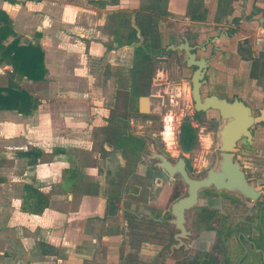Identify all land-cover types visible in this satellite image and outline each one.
Listing matches in <instances>:
<instances>
[{
    "label": "crops",
    "instance_id": "obj_1",
    "mask_svg": "<svg viewBox=\"0 0 264 264\" xmlns=\"http://www.w3.org/2000/svg\"><path fill=\"white\" fill-rule=\"evenodd\" d=\"M149 1L166 2L162 45L182 36L205 43L203 56L214 52L220 68L218 85L264 106V0H0L13 32L2 46L15 39L38 47L45 69L42 80H29L0 50V68L12 70L1 72L0 89L12 84L27 95L26 113L0 109V264L119 263L122 204L85 191L80 180L90 173L73 154L90 150L81 131L96 115L109 122L114 91L97 100L95 61L111 64L112 21L123 13L135 22Z\"/></svg>",
    "mask_w": 264,
    "mask_h": 264
},
{
    "label": "rangeland",
    "instance_id": "obj_2",
    "mask_svg": "<svg viewBox=\"0 0 264 264\" xmlns=\"http://www.w3.org/2000/svg\"><path fill=\"white\" fill-rule=\"evenodd\" d=\"M154 3L150 1L145 3L135 22L131 21V14L123 13L119 19L112 21L114 24L110 34L118 47L114 49L110 58L111 64L104 59L95 61L97 88L102 91V96L97 100L103 102L105 98L107 99V95L112 96L113 91L116 90L127 92L129 99L124 107L126 111L122 114L117 108L107 124L103 118V120L97 119L96 115L94 124L88 130L81 131L85 139L90 141V150L76 148L73 154L75 160L79 161V167L83 168L85 173H90V175L85 174L80 180L81 185L86 187L85 191L90 190L98 197L117 198L122 204L120 216L122 219H120L123 222L120 230L121 240L118 242V264H170L165 255L170 244L173 243L172 235L175 232L168 223V220L172 219L170 206L177 197L185 195V186L181 184V193L174 195L169 193L167 196L166 193H162L159 198L161 188L156 186L155 180L160 177L157 169L152 166L156 160L144 161L142 155H131L126 137L133 134L137 139L147 140L148 134L151 133L156 135V138H162L167 148L176 154V150H179L178 145L171 143L177 142L179 126L184 119H188L198 138L197 145L189 151L192 175H201L211 164V158L214 155L218 157L216 126L202 121L198 115H195L189 77L181 74L182 63H177L176 57L173 56L159 57L163 52V45L158 36L161 29L158 20L167 16L164 10L166 2L160 4L154 1ZM133 25L138 27L139 38L131 35ZM122 40L133 43L121 45L119 41ZM143 44L149 48L151 56L155 58L149 55L150 58L146 61H135L133 49ZM124 46L128 47L126 52L118 51ZM227 79L222 82L226 87L230 86V79L229 82ZM218 89L219 93L227 91L222 87ZM141 96H155L151 98L153 105L149 113L142 114L137 109V100ZM118 103L120 104V101ZM127 121L131 122V125L125 127ZM148 122H151L150 125ZM255 134L259 140L255 146L256 150L241 148L234 159L242 167L249 183L263 195L264 140L262 134L257 131ZM107 140L114 143L112 152H106L103 148ZM145 148L144 154L149 153V145L146 141ZM175 179L179 180L178 177ZM161 183H164L163 186L166 185L162 178ZM190 213L191 211H188L187 216ZM157 218L160 221H157ZM224 228L233 231L224 245L225 254L230 255L234 262L242 254V249L235 239L238 230L235 228L232 230L231 225ZM245 229L253 233L256 231L253 225ZM215 235L208 233L204 237L206 242L202 246V251L207 253L209 258H215L216 253L220 254L219 243H213ZM246 249L248 259L256 257L249 247ZM247 261L249 260H244L242 264Z\"/></svg>",
    "mask_w": 264,
    "mask_h": 264
},
{
    "label": "flooded vegetation",
    "instance_id": "obj_3",
    "mask_svg": "<svg viewBox=\"0 0 264 264\" xmlns=\"http://www.w3.org/2000/svg\"><path fill=\"white\" fill-rule=\"evenodd\" d=\"M189 40V39H187ZM182 41H174L171 40L168 44L162 46V51L159 54V57H176L177 63H182L183 69L181 74L185 77H189V82L191 81V77L193 72L197 69L194 65L190 67L187 66V62L185 61V54L184 50L182 51H170L169 47L171 45L177 46ZM192 46H197V49L193 52L196 53L197 58L202 57L207 61V68L205 69V73L202 77V81H204L200 88L199 92L201 97H206L210 95L219 96L225 98L228 101H233L234 99H238L243 101L247 104L254 114H259L258 110L262 109L263 107L258 106L257 103L251 102L247 103L246 101L242 100L232 88H226V92L221 91L219 93L218 87V79L220 77V68L217 66V60H215V54L212 52L208 57H204V53H206V44H199L195 40ZM204 48V50H202ZM166 54V55H165ZM152 58V57H151ZM190 89H192V84L190 83ZM191 92V90H190ZM151 98H155V96H151ZM192 99V98H191ZM264 100V99H263ZM193 102V100H192ZM138 103V100H137ZM137 109L139 111L138 105ZM150 109V108H149ZM194 109V103H193ZM195 115H198L202 121L214 124L217 128L219 123V114L216 110L207 109L205 112L195 111ZM151 122H148L150 125ZM131 125V122L127 121L125 123V127ZM193 126V125H192ZM262 134L264 133V122H260L255 125L254 129L251 131L254 142L253 145H248L245 140H241L237 143V147L239 151L241 148H247L249 150H256L255 146L259 143L258 137L255 132ZM149 139L141 140L134 137L133 134H129L125 140H127L128 150L131 155H142L143 160L147 159H155L156 162L153 163V167L157 169L158 175L160 179H156L155 183L156 186L161 188L159 189V198L162 193L167 194H179L181 193L182 187L181 184L185 186V195L187 191V186L183 182L181 176L178 173H175L172 177L167 175L165 171L157 166L161 160L158 156H162L165 158L167 162L171 165H175L179 159H182L184 162V169L187 172L188 176L192 179H200L204 177L209 169L214 168L216 162L219 159V152L218 157L214 155L211 158V164L207 169H205L201 175L193 176L191 173V164L189 163V152H184L179 144L178 141L172 142V145H178V149L176 150V154L167 148V144L163 143L162 138H156V135L148 134ZM261 139V138H260ZM145 141L149 145V153L144 154L145 148ZM111 145V144H110ZM238 151V152H239ZM236 152V153H238ZM143 153V154H141ZM188 154V157H183V154ZM235 153V154H236ZM234 154V156H235ZM233 160L235 161L234 157ZM236 162V161H235ZM242 168V167H241ZM244 172V171H243ZM166 174L165 176L163 175ZM245 173V172H244ZM246 176V174H245ZM178 177V181L175 179ZM161 178L164 180L166 185L163 186L161 183ZM171 178V180H169ZM247 178V177H246ZM248 181V179H247ZM249 183V181H248ZM251 184V183H250ZM254 186V185H253ZM255 187V186H254ZM256 189V188H255ZM257 190V189H256ZM259 196L256 200H251L248 198L243 197L242 195L236 192H230L226 190H217L215 187L211 186L208 188H203L198 191V198L197 204L187 210L184 214V229L185 233L182 234L172 223L175 219L174 216L171 214V206H170V214L172 219L168 220V223L172 225L175 232L172 235L173 243L170 244L168 253H166L167 261H170V264H242L244 260H249L245 264H264V194L262 195L259 191ZM205 196H202V195ZM184 195V196H185ZM183 196H179L176 198L178 200ZM175 200V201H176ZM244 200V201H242ZM174 201V202H175ZM201 201V203H199ZM173 202V203H174ZM249 202V203H247ZM172 203V204H173ZM171 204V205H172ZM191 211L190 215L187 216V212ZM157 221H160L158 218ZM232 226V230L237 229V234L235 236L237 245L242 249V254L237 257V259L232 262L230 255L225 254V242L228 240V237L233 233L231 229H225L224 226ZM253 225L256 227L255 233L249 229H245ZM188 226V227H187ZM208 233H215L213 243L218 244L220 248V254H215L216 257L209 258L207 253H203L202 246H204L206 240L204 237ZM183 235V236H182ZM247 247H249L256 257L248 259L247 257ZM159 264V263H158Z\"/></svg>",
    "mask_w": 264,
    "mask_h": 264
},
{
    "label": "water",
    "instance_id": "obj_4",
    "mask_svg": "<svg viewBox=\"0 0 264 264\" xmlns=\"http://www.w3.org/2000/svg\"><path fill=\"white\" fill-rule=\"evenodd\" d=\"M181 41L182 42L177 46L171 45L169 50L182 51L183 49L187 66L190 67L194 65L197 68L193 72L190 81L192 84L191 98L194 103L195 111L205 112L207 109H213L219 114V123L216 128L219 159L214 168L209 169L204 177L200 179L190 178L184 169V162L182 159H179L175 165H171L165 158L158 156L161 162L158 163L157 166L170 177L178 173L187 186L186 195L179 198L171 205V214L175 218L172 223L184 234V214L197 204L198 191L200 189L213 186L217 190L236 192L251 200H256L258 198V191L253 184L248 183L241 166L233 160V157L234 154L239 151L237 147L239 141L245 140L248 145H253L254 138L251 131L256 124L264 122V106L262 109L258 110L259 114H254L247 104L238 99L228 101L225 98L215 95L202 98L199 88L204 82H201V80L207 68V61L202 57L196 59L197 55L193 51L197 49V46H192L194 42L193 39L187 40L182 36ZM202 50H204V48H202ZM149 54L151 56V53ZM151 57L155 58L154 56ZM152 105L153 102L151 101V97L141 96L138 98L140 113H149V108ZM104 149L107 152H111L113 151V146L109 143H105ZM183 157H188V154L184 153ZM163 175L165 176L166 174L163 173ZM169 180H171V178H169Z\"/></svg>",
    "mask_w": 264,
    "mask_h": 264
},
{
    "label": "trees",
    "instance_id": "obj_5",
    "mask_svg": "<svg viewBox=\"0 0 264 264\" xmlns=\"http://www.w3.org/2000/svg\"><path fill=\"white\" fill-rule=\"evenodd\" d=\"M0 23V50L2 51L3 55L11 57V67L13 71L17 72L20 76H24L32 81L42 80L45 76V69L43 68L42 64L43 55L41 50L33 45L18 46V42L15 39L7 47L2 46V41L5 39V36H13V32L10 30L9 20L4 13H0ZM135 34V32H132V37H134ZM132 43V41H128L126 44L131 45ZM149 53L150 50L145 44L137 45L133 49V59L135 61H146L148 58H150ZM128 99L129 95L127 92H118L117 90L114 91L113 102L109 111L108 121H110L111 115L116 111L117 108L122 111V114H125L126 110L124 107L126 106ZM117 100L118 102L120 101V104L117 102ZM26 106L27 95L19 88L9 84L7 88L0 89V109H14L23 114L27 112ZM177 141L180 148L184 152L191 151L197 145V134L194 127L192 126L191 121L188 119H184L181 122ZM107 143L114 146V143L110 140H107ZM33 164H35V162Z\"/></svg>",
    "mask_w": 264,
    "mask_h": 264
},
{
    "label": "built area",
    "instance_id": "obj_6",
    "mask_svg": "<svg viewBox=\"0 0 264 264\" xmlns=\"http://www.w3.org/2000/svg\"><path fill=\"white\" fill-rule=\"evenodd\" d=\"M0 58H1V53H0ZM4 70H8V72H12V70L10 68L6 69V68H0V72H4Z\"/></svg>",
    "mask_w": 264,
    "mask_h": 264
},
{
    "label": "bare ground",
    "instance_id": "obj_7",
    "mask_svg": "<svg viewBox=\"0 0 264 264\" xmlns=\"http://www.w3.org/2000/svg\"><path fill=\"white\" fill-rule=\"evenodd\" d=\"M171 134V133H170ZM172 144V143H171Z\"/></svg>",
    "mask_w": 264,
    "mask_h": 264
}]
</instances>
